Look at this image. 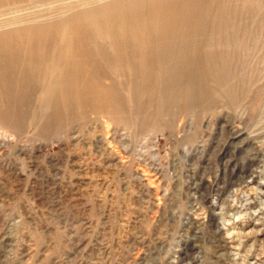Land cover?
<instances>
[{
  "label": "rangeland",
  "instance_id": "rangeland-1",
  "mask_svg": "<svg viewBox=\"0 0 264 264\" xmlns=\"http://www.w3.org/2000/svg\"><path fill=\"white\" fill-rule=\"evenodd\" d=\"M0 264H264V0H0Z\"/></svg>",
  "mask_w": 264,
  "mask_h": 264
}]
</instances>
